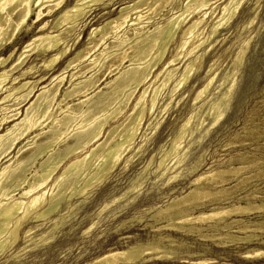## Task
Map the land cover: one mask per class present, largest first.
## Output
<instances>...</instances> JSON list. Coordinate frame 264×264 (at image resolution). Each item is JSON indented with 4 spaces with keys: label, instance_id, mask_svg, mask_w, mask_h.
Instances as JSON below:
<instances>
[{
    "label": "bare ground",
    "instance_id": "bare-ground-1",
    "mask_svg": "<svg viewBox=\"0 0 264 264\" xmlns=\"http://www.w3.org/2000/svg\"><path fill=\"white\" fill-rule=\"evenodd\" d=\"M67 1L0 0V96H2L0 98V157L9 156L12 148L15 149L21 144L15 156L10 157L8 163L0 167V256L16 242L20 234L27 238L36 228H21L27 217L35 221L46 218L59 207L67 191L73 195L77 192L74 189L75 185L81 181L83 186L77 193L85 192L86 189L101 181L102 177L118 164L124 152L134 146L135 138L140 135L142 129L146 127L147 130L150 127L146 117L148 113L153 112L160 92L164 87L166 88L178 70L175 65L179 58L184 59L190 56L178 76L174 77V85L168 93L170 99L174 96L176 89L188 80L190 74L199 68L200 57L194 55L191 58V55L205 41L199 38L201 31L196 36L193 35L203 18L212 12L211 6L217 0H184L185 4L183 0H130L127 5L119 8L114 17L92 28L86 44L81 47L80 43L77 44L74 49L77 51L73 57L67 60L62 70L54 75L50 82L48 80L49 84L42 86L38 91L36 88L46 81L45 75L53 71L63 62V59L70 55L71 47L79 35H76L71 47L68 43L66 44L67 37L82 21L86 25L91 16H87L92 11L91 8L101 0H74L72 4H67ZM116 1L108 0V3L102 2V4L107 7ZM242 1L224 0L222 2L216 17L217 21L211 28L210 37L234 16ZM169 7L163 21H154L164 9ZM174 9L177 11H173ZM29 21L38 23L39 27L20 48L16 49L14 41L18 39V35H22L25 28H30ZM130 28L134 32L132 40L126 36ZM150 28L153 30L150 31ZM177 37L180 38L177 45L180 51H177L178 53L176 52L177 54L165 63L166 68L163 67V71L156 70L152 74L156 63L163 57L165 48ZM109 39L117 43L118 47L131 43H134V47L119 55L117 51L109 55L104 52L109 48L106 45ZM186 46L187 49L182 53V49ZM101 47H104L103 51L100 50ZM113 48L115 49L114 46ZM7 49H9L8 54L4 56ZM95 53L97 54L94 55ZM242 54H244L243 51H240L236 59L238 60ZM35 57L43 58L40 66L44 68V72L41 73L43 76L31 83L26 81L27 79L19 81V78L15 76L17 72H21V75L26 78L35 74L36 66L26 67ZM108 58L112 59L109 65H106L104 61ZM124 60L129 62L126 72L121 67ZM85 61L88 63L83 65ZM104 65L107 66L106 72L116 73L115 79L105 85L108 88L112 85L108 94H103L102 89H99V79L95 77V71L103 69ZM140 65H144L142 70L138 68ZM87 71L94 73L87 77ZM66 73L68 86L61 92L60 85ZM212 80L213 78L208 83L206 81L207 84L196 94L194 102L201 98L213 82ZM233 86L232 83L227 90L225 89L219 102L213 103L211 109H208V114H211L209 128H212L223 116V106ZM68 101H77L74 107L78 108H71ZM168 104H165V107ZM83 105L87 106L86 110H82ZM23 107H25L24 111H22ZM118 117L120 119L115 125L107 126L109 119ZM192 118L193 115L189 116L181 124L168 151L161 156L158 168H161L171 155H174V166H178L183 161L185 154H180L178 151ZM203 123L204 120H199L196 129L202 127ZM250 123L253 125L252 122ZM45 129H47L46 132ZM70 134L75 138L73 145H69L71 141L68 142L62 154L60 150L54 153L50 151L54 144H64L62 142ZM39 138V142L35 143ZM247 158L245 160L250 159ZM38 160L41 162L31 172L30 169ZM259 165L262 164L259 162ZM245 169L246 166L231 167L222 171L209 168L190 183L191 190L187 194L172 199L168 206L151 216L153 218L164 216L167 221L166 227L172 226L178 230L200 234H202L200 228H191L187 225L192 221L211 220L207 228L211 229L212 238L228 240L234 244L257 245L259 247L242 253V256L252 260L264 259V237H262L264 222L238 219L227 222L225 219L231 214L243 213L251 204L230 208L216 206L207 212H199L196 216L189 211L190 205H195L202 199L205 181L223 182L225 181L223 178H226L225 173H229L230 179H233ZM167 171L165 167L159 175L163 176ZM176 177L177 174L170 176L167 180L171 181ZM239 184L238 180L233 187ZM218 191L220 193V190ZM49 192L48 200L47 198L45 200ZM244 198L248 200L247 195ZM55 228L56 224L51 231ZM166 238L159 237L157 241L134 243L120 250H110L85 264H145L154 260V257L163 259L178 256L179 245L175 240ZM45 240L42 239V242ZM189 255L195 257L200 254L190 253ZM215 263L213 259H197L191 262V264Z\"/></svg>",
    "mask_w": 264,
    "mask_h": 264
},
{
    "label": "rangeland",
    "instance_id": "rangeland-1",
    "mask_svg": "<svg viewBox=\"0 0 264 264\" xmlns=\"http://www.w3.org/2000/svg\"><path fill=\"white\" fill-rule=\"evenodd\" d=\"M73 1L68 0L67 4H72ZM223 1L217 0L211 6L212 12L203 18L193 35L196 36L201 31L199 38L205 41L191 55V58L194 55L200 57L199 68L190 74L188 80L176 89L174 96L170 99L168 93L174 85L173 82L190 56L184 59L179 58L175 65L178 70L166 88L164 87L160 92L153 112L148 113L146 117L150 127L147 130L146 127L142 129L140 135L135 138L134 146L124 152L118 164L102 177L100 183H95L83 193H77L78 189L83 186L80 181L74 187L77 191L73 194L74 196L67 191L59 207L46 218L35 221L31 220V217H27L21 228H36L27 238L20 234L16 242L0 256V264H85L110 250H120L134 243L157 241L159 237L175 240L179 245L177 247L179 255L163 259L154 257V260L145 264H191L197 259H213L216 261L215 264H264V259L252 260L242 256V253L259 246L234 244L228 240L212 238V231L207 228L212 222L211 220L192 221L187 225L191 228H200L202 231L200 234L199 232L178 230L172 226L166 227L167 221L164 216L152 217L156 212L168 206L172 199L187 194L191 190L190 183L209 168L222 171L231 167L246 166V169L240 172L236 178L230 179V174L225 173L226 178H223L225 180L223 182L205 181L203 190L205 196L203 194L200 201L195 205H190L189 211L196 216L199 212H207L216 206L230 208L251 204L249 209L243 213L227 216L226 221L231 222L233 219H238L262 220L264 222V0H243L234 16L210 37L211 28L217 21L216 17ZM102 2L106 4L108 0H101L93 6L92 11L87 15L91 16L86 25L82 21L67 37L66 44L68 43L71 47L76 35H79L71 47L70 55L63 59L58 67L45 75L46 81L36 88L38 91L42 86L49 84L52 77L62 70L67 60L73 57L77 51H74L77 44L80 43V47L86 44L92 28L114 17L119 8L127 5L130 0H117L107 7H104ZM183 3L185 4V1ZM169 9L170 7L164 9L154 21H163ZM173 11H177V9ZM31 22L33 21H29L30 28H25V32L23 30L22 35H18V39L14 41L16 49L20 48L39 27L38 23ZM152 30L153 28H150V31ZM127 32L126 36L132 40L134 38L132 28ZM179 37L165 48L166 51L156 63L152 74L156 70L163 71V67L166 68L165 63L180 51L177 48L180 42ZM110 41L112 39L107 41L106 45L109 48L104 51L109 55H112L113 51H117L119 55L134 47V43L118 47L117 43ZM103 49L104 47L100 48L102 51ZM185 49L187 46L181 52L183 53ZM8 51L9 49L5 51L4 56L8 54ZM240 51H243L244 54L237 60ZM111 59H106L104 64L109 65ZM42 62L43 58L41 57L32 58L26 67L36 66L35 74L26 78L21 75V72H17L15 76L19 78V81L27 79L26 81L30 83L39 79L43 76L41 73L44 72V68H40ZM127 62L124 60L121 65L125 72L129 66V62ZM57 63L58 61L55 65ZM87 63L88 61H85L83 65ZM105 67L106 69H104ZM105 67L95 71V77L99 79V89H102L103 94H108L112 85L109 88L105 85L115 79L116 73L109 74L106 72L107 66ZM138 68L142 70L144 65H140ZM40 70L41 72H39ZM93 73L87 71L86 75L89 77ZM66 76L67 73L60 85L61 92L68 86ZM211 78H213V82L210 83L201 98L194 102L196 94L205 87ZM232 83L234 86L223 106V116L212 128H209L211 114H208V109H211L213 103L219 102L222 94ZM76 102L68 101V104L71 108L77 109L78 107H74ZM26 103L27 101L24 105ZM167 103L169 104L165 107ZM52 104L54 105V102ZM85 105L82 106V110H86L87 106ZM25 107L22 111L25 110ZM191 115L193 118L183 141L181 140L182 145L178 151L180 154H185L182 158L183 161L178 166H174V155H171L162 167L158 168L161 156L168 151L181 124ZM119 119L120 117L109 119L107 126L115 125ZM199 120H204V123L202 127L196 129ZM254 128H256L255 131ZM251 129L253 130L251 131ZM46 131L47 129H45ZM39 140L40 138L35 143ZM74 140L75 138L70 134L62 142L64 144H54L50 151L54 153L60 150V154H62L64 146L68 145L70 141L69 145H73ZM20 146L21 144L15 149L13 147L9 156L0 157V167L7 164L10 157L15 156ZM244 156L250 159L245 160ZM127 159L128 162H126ZM40 162L41 160L36 161L30 171L33 172ZM259 162L262 165H259ZM165 167L168 169L166 174L159 175ZM176 174L175 179L167 180ZM237 179L240 184L233 187L237 183ZM207 192H209L208 195ZM251 192L257 194L251 195ZM49 194L50 192L45 196V200L46 198L48 200ZM246 195L248 200L244 198ZM55 224V230L51 231ZM87 230L88 232H86ZM206 234L208 237H203ZM42 239L46 240L42 242ZM190 253H199L200 255L190 257Z\"/></svg>",
    "mask_w": 264,
    "mask_h": 264
}]
</instances>
